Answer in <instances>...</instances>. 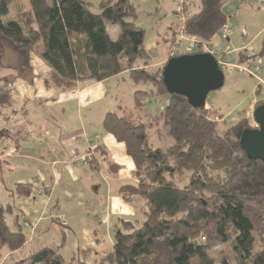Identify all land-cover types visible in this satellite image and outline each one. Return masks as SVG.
Masks as SVG:
<instances>
[{
    "label": "trees",
    "instance_id": "trees-1",
    "mask_svg": "<svg viewBox=\"0 0 264 264\" xmlns=\"http://www.w3.org/2000/svg\"><path fill=\"white\" fill-rule=\"evenodd\" d=\"M192 1L180 13V32L211 48L227 23L223 7L228 0H197V10L190 13ZM26 2L0 0V72L18 71L32 84V58L37 57L52 87L62 92L122 74L134 88L130 104L106 112L101 127L124 145L133 163L136 182L122 185L118 194L127 203L135 200L141 220L119 218L112 250L91 264H216L210 252L220 247L227 253L220 251L225 254L219 264H264V163L249 159L241 148L248 119L227 125L206 101L195 108L186 98L168 94L162 82L165 65L151 69L145 31L134 24L136 9L128 0H102L99 13L90 11L89 0ZM114 26L113 39L109 27ZM177 38L172 34L170 46ZM6 52L14 65H4ZM195 53L203 51L186 54ZM11 82L0 77V109L12 103ZM256 96L255 107L264 105L261 86ZM159 100L164 101L158 105ZM150 102L157 105L156 113L144 111ZM153 132L158 141L170 143L153 146ZM32 189L16 184L10 197L29 198ZM59 231L57 246L11 264H87L63 258L64 226ZM26 240L13 203L0 206V262Z\"/></svg>",
    "mask_w": 264,
    "mask_h": 264
},
{
    "label": "crops",
    "instance_id": "crops-1",
    "mask_svg": "<svg viewBox=\"0 0 264 264\" xmlns=\"http://www.w3.org/2000/svg\"><path fill=\"white\" fill-rule=\"evenodd\" d=\"M170 1L172 2L173 8H171L168 25L163 31V36L165 38V40L163 38V42L165 43V45L167 43L166 41L169 40L168 34L170 32V25L173 23V21H176V0ZM246 1L247 3H249V5H256L255 14L259 15L261 13L264 15V0H258V2H253L254 0ZM196 2V0L192 1V4L189 6V12L197 10ZM247 3H244V7H241L239 5V7L237 8L240 22H244L245 24L247 23L243 19H241V15L243 14V9L245 8ZM250 9L254 10V8L252 7H250ZM224 10L225 7H223V11ZM234 17H237V12L232 17H229L227 19L226 25H228V27L230 28V32L227 37L225 39H222L219 37V35L217 36L222 42L229 43L224 49L219 50V54L222 55V59L226 62L227 67H230L234 71H236V75L229 73V80L232 83V85L230 86L233 88L237 87L241 82L243 83V76L245 75L243 72L235 68V66L250 67L251 65L256 63L260 72L259 77L262 81H264V42H262V46L258 49V51H255L254 49L248 50L247 47L249 44L245 43V40L248 37L247 26H231V22L233 21L231 19ZM234 23L235 22L233 21L232 24ZM111 28H109V34L111 38L114 39L118 34V30L115 31ZM238 31L241 32L242 39L244 40H242V47L234 49L231 48L232 46H230V42L232 37L236 33H238ZM263 32L264 20L261 25V29L257 32L255 37H260ZM210 45L211 48L215 50L212 45V41ZM167 52L168 47L163 54L164 58H161L160 60L161 62H163L167 58ZM232 54H236V56L233 57ZM34 74L35 78H37L42 73ZM46 74H48V69ZM114 78H122L123 80H126V74H122ZM32 84H35V80ZM36 84H38L39 89L31 87L32 90H30V93L32 96H29V93L26 96L23 95L24 97L21 96L22 98L18 102L23 103V99L25 100V102L28 101L29 103L27 112H25V117L28 118L29 115L31 120L27 121L29 133L31 135L30 141L34 142L36 147L35 149L37 151H40V154H33L32 156L30 153L21 152L19 149H17L16 152L9 151L7 153L6 148L4 147L5 150L0 156V161L2 162V164H9V161L11 159L17 157L18 165L21 168L26 163H28L29 167L34 168L33 173H26L24 169H22V172L25 173L26 177L23 179L21 178L17 183H15V185L31 184L33 185V189H43L45 191V194L36 195L33 191V195L29 198H20L18 200H13L12 198H10V203H13L15 207V213L18 217L20 230L22 232L23 230L26 231V233L29 234L30 238L26 240V243L20 250L12 254L6 253L3 256L1 263L5 262L7 259L12 258L23 248L30 245L33 242V236L37 231L49 230L54 222L58 224V218L62 219L63 223H61V225L65 228V226H67L69 222V219L67 218L65 212H63L67 207L66 204L69 202L70 198H79L84 200L85 190L87 189H89V191H91L92 189H97V176L100 178L101 182L105 184L106 191L105 194H103V192H100V189H97L96 193L100 192V195L103 197V199H105L106 205L102 209L95 207L92 211H87L86 214L88 217L92 214L95 217V220L100 225L107 227L108 230L112 232V238H110L111 241L113 239L114 232L117 229V221L119 218H122L121 215H123L124 217L126 215H134L135 213V200L132 199L127 203L123 201L118 194V190L122 185L135 184L133 183V181L136 182V179L132 176V172L134 169L133 163L131 159L126 155L124 145L122 143L116 142L111 135L104 132L101 127L102 118L95 120L94 123H91L90 125H88V127L84 126L82 122V113L84 110H87V108H90L100 100L107 98L108 80L101 83H80L74 90L67 92L55 90L49 82L48 84H45L43 79H37ZM254 84L255 88L252 89L251 93L245 96L241 94V97L233 108H226L225 110H222V113L218 112L223 116V120H225L227 125L235 123L242 118L249 119L248 115L252 113L255 104L258 101V97L256 96L257 85L255 80ZM47 86L49 87L48 89H50L49 92L45 89V87L47 88ZM261 90L264 94V86L262 85ZM224 96L227 95L224 94ZM50 98L56 100L57 104H68L70 108L75 109L76 113L74 119L76 121H72L71 118V116H74V114L65 115L63 109H60L63 122L62 120L55 118L51 114V112H46L41 113L43 117H47L51 120V122L54 121L53 123L55 124L53 126H50L49 128H44V130L36 127V125L34 126L33 121L35 119H40V117L38 118V116L40 115L36 116L37 114H35L36 110L39 108V103H41L43 100L46 104L52 105L53 100L50 102ZM161 103V100H159L158 105H160ZM207 107L213 108V106L209 104H207ZM217 109L220 108L218 107ZM217 109L215 110L217 111ZM57 120H59L60 122H58ZM66 120H69L70 123H66ZM82 139L84 142L80 144L76 143L77 141H81ZM43 142H45V144ZM2 144H5L4 141L2 142ZM96 148H99V150H96ZM88 151H90V155L93 158L91 162L89 161L90 163L84 162L85 160H83L84 155L89 154L87 153ZM100 151H102L104 154L100 155ZM41 152H43V154ZM104 158H106L107 161L116 166V168L108 167L107 162L104 161ZM58 187L59 192L55 194ZM8 196L10 197V192ZM57 214L59 215V217L57 216ZM21 223L23 226H21ZM83 231L84 240L86 243H93L90 238L94 240V243L100 242V240L96 236L97 231L95 229L93 230V228H91L90 226H86ZM65 234V246L61 250V253L66 248V229ZM77 247H80V245H77ZM101 256H103V254H101L100 257ZM26 257H24L23 259H25ZM90 261L91 260H87V264H89Z\"/></svg>",
    "mask_w": 264,
    "mask_h": 264
},
{
    "label": "rangeland",
    "instance_id": "rangeland-1",
    "mask_svg": "<svg viewBox=\"0 0 264 264\" xmlns=\"http://www.w3.org/2000/svg\"><path fill=\"white\" fill-rule=\"evenodd\" d=\"M90 5V11L93 13H99V4L102 0H89ZM133 4V6L136 9V17L133 20L134 24L140 28H142L145 31V49L150 57L151 60V69H157L158 67L165 65L170 57H172V54L175 53H188L189 50H186L184 46H182L177 51H174V48L177 46L171 45L170 46V39L172 34L175 33V35L178 36L177 40H179L180 35V24L184 20L182 17H176L175 12V19L176 21H173V23L170 25L169 29V40L166 41V45L163 42V31L168 25V21L170 19V12L171 8H173L172 2L170 0H128ZM197 1V0H196ZM24 3H27L26 0H23ZM228 3L224 6L225 10L224 13L227 17H232L237 12V17L232 18L233 21L231 22V26H239V25H246L247 26V39L245 40L246 44H249L247 49L248 50H255L258 51V49L262 46V42H264V32L263 34L258 37L255 35L257 32L261 29V25L263 23V14H255V8L256 5H249L246 0H228ZM253 2H258V0H254ZM198 4V1L196 2ZM244 3H247L245 8L243 9V14L241 15V19H243L247 24L244 22H240V18L238 17V10L237 8L239 5L241 7H244ZM250 7L254 8V10H251ZM175 8L177 9V0ZM176 11V10H175ZM191 11L190 13H193ZM180 16V15H178ZM183 19V20H181ZM111 28V27H109ZM115 31L118 30L116 26L113 28ZM165 40V38H164ZM242 36L241 32L238 31L236 33L230 42L231 48L237 49L239 47H242ZM177 43V42H176ZM244 43V44H245ZM229 43L222 42L218 37H215L212 39V45L214 49L216 50L217 54L219 53L220 49H224ZM168 47V52L166 53V59L161 62V58L163 57V54L165 50ZM162 56V57H161ZM233 57L236 56V54H232ZM15 61L13 60V57L9 54V52H6L4 57V65H14ZM32 66L34 68L33 74H32V83L30 84L29 81L23 79L22 73H18V71H3L0 72V77L9 76V79H12V82L10 84V94H11V100L12 103L10 106L6 108L0 109V156L2 152L6 148V152H16L17 149H19L21 152H27L30 153L32 156L33 154H40V151H37L35 148L34 142L30 141V133L28 129V123L27 121L30 120V116L28 115V118L25 117L27 112V107L29 105L28 101L25 102V100L22 99V102H18L21 100V96H26L29 93V96L31 95L30 90L31 87L35 89H39V86L37 83V79H43L45 84L48 82L50 83V78L47 73V67L43 64L42 61H40L37 57L32 58ZM227 67V65H226ZM239 66H235V68H238ZM225 75V82L221 89L211 92L208 94L206 102L207 104L213 106L214 109H217L218 107L220 109H217V112L222 113V110H225L226 108H233L234 105L238 102L239 98L241 97V94L243 96L249 95L253 88H255L254 80L252 78H249V75L244 73L243 76V83L241 82L237 87H231L232 83L229 80V73L235 74L236 71H234L232 68L227 67L226 69L222 70ZM34 73H42L39 77L35 78ZM264 82V81H263ZM51 84V83H50ZM257 88L261 86L259 83H256ZM52 86V85H51ZM264 86V85H262ZM45 87L46 91H50ZM232 88V89H231ZM56 90V89H55ZM134 88L132 87L131 83L128 80H123L122 78H113L108 80V87H107V98L100 100L98 103L94 104L90 108H87V110L83 111V118L82 122L84 126L88 127L91 123H94L95 120L103 118L104 114L108 111H111L116 108L118 104L127 106L129 105V100L131 99L132 92ZM231 92V93H230ZM226 94L227 96H224ZM263 94V92H262ZM23 96V97H24ZM32 96V95H31ZM262 96V95H261ZM31 99V98H30ZM53 98H50L49 101L51 102ZM164 100H162L163 103ZM32 105V104H31ZM39 108L36 110L35 114L40 117V119H35L34 126L41 128V130H44V128H49L50 126H53L55 123L51 122L50 119L47 117H43L41 113L51 112V114L59 119L62 120V113H60V109H63L65 115H73L71 116L72 121H76L74 119L76 110L73 108H70L68 104H57L56 100L52 101V105L46 104L43 100L41 103H39ZM158 110L157 105L154 102H150L147 105H145V112L149 113H156ZM253 112V111H252ZM34 114V115H35ZM33 115V117H34ZM35 116V117H36ZM69 117V116H68ZM248 123L250 128H255V123L252 119V113L248 115ZM57 120L58 122H60ZM63 122V120H62ZM66 123H70L69 120L65 121ZM27 123V124H26ZM4 141V145L2 142ZM84 142L83 139L81 141H77V144H80ZM165 143L162 141H158L156 138V135L154 132L151 134V144L153 146L157 147H165L167 146L170 141L165 140ZM45 144V142H43ZM37 146V144H36ZM38 152V153H36ZM43 154V152H41ZM82 153V151H81ZM90 154L84 155L83 159L86 161L87 156ZM92 160V159H91ZM84 161V162H85ZM30 164V163H29ZM83 166V164H82ZM22 169L27 173H33L34 168L29 167L28 163H26L22 168L18 165V159L13 158L9 161V164H2L0 161V206H5L6 204H9L11 201V197H9V190H12L15 183H17L21 178H25V173L22 172ZM34 183V182H33ZM135 183V181H133ZM97 189H100V192H103L105 194L106 187L105 184L101 182L100 178L97 176ZM97 189H92L89 191V189L85 190V199H79V198H70L69 202L66 204L67 207L63 211L65 212L67 218L69 219L68 225L65 226L66 233H67V243L66 248L62 251L61 255L65 260H69L70 258H76L80 262H87V260H91L89 264L93 263L96 259L97 261L100 258V255L107 254L112 250V241L110 238H112V232L108 230L107 227H104L100 225L96 220L95 217L91 214L89 217L87 216V211H92L93 208H99L102 209L105 207V199L100 195V192L96 193ZM36 195H43L45 194L44 191H42L41 188L38 189H32ZM9 191V192H8ZM32 191V193H33ZM39 191V193H38ZM59 192V187L56 189L57 194ZM100 198H99V197ZM20 199V198H18ZM17 199V200H18ZM24 199V198H21ZM139 205L134 206V215H126L121 217L126 220H141V217L138 214ZM59 217V215L57 214ZM75 220V222H74ZM7 222L9 223V226L13 231L16 230L13 224H11V218H7ZM57 222H54L49 230L46 231H37L35 235L33 236V242L23 248L20 252H18L16 255H14L12 258L7 259L5 262H0L1 264H11L12 262H17L22 260L24 257L28 256L29 254L35 253L36 251L42 249V248H54L58 245L60 240L59 235V226L61 223H63L62 219L58 218ZM134 222V221H133ZM75 224V225H74ZM20 226V225H19ZM21 226L22 223H21ZM86 226H90L95 229L96 236L100 240L98 243H94V240L90 238L91 241H93L92 244L86 243L84 240V231L83 229ZM24 234H26V238L29 239V234L24 231ZM91 237V236H90ZM32 238V237H31ZM77 245H80V247H77ZM96 245V246H94ZM223 250L227 253V248H218L214 251L210 252V256L215 259L216 264L220 263V260L222 258V255L225 254L224 252H220Z\"/></svg>",
    "mask_w": 264,
    "mask_h": 264
},
{
    "label": "water",
    "instance_id": "water-1",
    "mask_svg": "<svg viewBox=\"0 0 264 264\" xmlns=\"http://www.w3.org/2000/svg\"><path fill=\"white\" fill-rule=\"evenodd\" d=\"M162 82L168 94L182 96L199 108L205 105L209 93L223 87L224 74L211 54H185L167 61ZM252 119L256 127L242 133L240 145L249 159L264 163V105L254 108Z\"/></svg>",
    "mask_w": 264,
    "mask_h": 264
},
{
    "label": "built area",
    "instance_id": "built-area-1",
    "mask_svg": "<svg viewBox=\"0 0 264 264\" xmlns=\"http://www.w3.org/2000/svg\"><path fill=\"white\" fill-rule=\"evenodd\" d=\"M188 0H177V9H176V14L177 18L182 17V15L180 14L182 12V10L187 6ZM180 15V16H178ZM183 18V17H182ZM183 20V19H181ZM183 22V21H182ZM181 30V29H180ZM230 32V28L228 27V25H223L222 28L219 30V36L224 39L227 37V35ZM176 47L174 48V51H177L178 49H180L182 46H184V48L186 50H189L188 53L191 52H198V51H203V53H209L214 57H217L218 60L216 59L218 66L220 69H225L226 68V62L222 59V55H220L219 53L217 54V52L215 50H213L212 48H209L207 46H205L204 44H202L198 39L196 38H186L182 32L179 35V40L176 43ZM172 57H175V53L172 54ZM252 57V55H251ZM239 71L246 73L249 75V77H251L252 79H254L256 81V83H259L260 85H264V82L260 79L259 77V68L258 65L256 63H254L253 65H251L250 67H244V66H239L237 68ZM256 127V125H255ZM91 155L87 156V160L86 161H91ZM84 160V159H83ZM43 191V189H42ZM39 193V191H38Z\"/></svg>",
    "mask_w": 264,
    "mask_h": 264
}]
</instances>
